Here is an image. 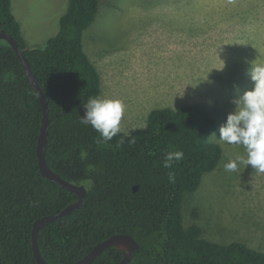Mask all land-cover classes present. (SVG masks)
<instances>
[{"label": "trees", "instance_id": "trees-1", "mask_svg": "<svg viewBox=\"0 0 264 264\" xmlns=\"http://www.w3.org/2000/svg\"><path fill=\"white\" fill-rule=\"evenodd\" d=\"M99 8L100 0H69L57 34L44 47H32L12 0H0V30L16 38L46 95L47 163L87 189L80 208L40 230L42 256L52 264H72L123 233L139 243L129 264H264V250L242 240H209L197 222L199 208H193L196 220L184 223L186 194L195 193L223 158L216 132L225 121L207 106L153 109L144 127L121 130L107 143H97L99 133L80 123V107L102 92L100 72L84 49V32ZM42 118V104L19 56L0 39V264H39L32 247L34 223L78 199L41 173ZM176 151L183 159L165 167L166 154ZM123 256L110 246L89 264H118Z\"/></svg>", "mask_w": 264, "mask_h": 264}, {"label": "rangeland", "instance_id": "rangeland-1", "mask_svg": "<svg viewBox=\"0 0 264 264\" xmlns=\"http://www.w3.org/2000/svg\"><path fill=\"white\" fill-rule=\"evenodd\" d=\"M68 5L12 0L32 47L57 34ZM84 49L101 75L100 98L126 105L121 130L144 127L153 109L193 103L226 123L222 116L234 110L232 101L253 87L251 63L264 62V0H100ZM220 142L219 166L185 196L184 223L196 220L197 207L209 240H242L264 250V173L251 165L224 171L229 159L246 158V152Z\"/></svg>", "mask_w": 264, "mask_h": 264}, {"label": "clouds", "instance_id": "clouds-1", "mask_svg": "<svg viewBox=\"0 0 264 264\" xmlns=\"http://www.w3.org/2000/svg\"><path fill=\"white\" fill-rule=\"evenodd\" d=\"M248 75L253 81L252 89L232 101L234 110L219 128L218 140L228 145L243 146L246 152V158L237 156L229 159L223 165L226 172H237L241 165H251L256 172L264 173V62H252ZM84 108L86 111L80 123L91 125L99 133L97 143H107L121 131V121L126 111L123 101L90 97ZM120 142L123 143V140ZM81 156L84 158L86 153ZM183 157L182 151L167 153L164 166L169 167L173 160L179 161Z\"/></svg>", "mask_w": 264, "mask_h": 264}, {"label": "water", "instance_id": "water-1", "mask_svg": "<svg viewBox=\"0 0 264 264\" xmlns=\"http://www.w3.org/2000/svg\"><path fill=\"white\" fill-rule=\"evenodd\" d=\"M0 39L6 40L15 49L26 71L27 77L42 104L43 118L37 148L38 163L41 173L48 179L60 184L61 186L69 189L70 191L78 195V199L76 201L65 206L60 212L43 216L34 223L32 229V247L34 256L39 264H52L48 262L41 254L38 242L40 230L49 223L57 221L60 218L80 208L85 202L87 189L83 184H76L63 178L60 174H58L56 171L52 170L49 167L46 160V144L49 132V110L46 95L32 70L28 58L21 50L16 38L12 34L8 33L6 30L1 29ZM85 111L86 109L84 108V106H81L80 113L83 116L85 114ZM137 187V185L134 186V190H136ZM110 246H114L124 252V256L118 264H129V262L133 258L134 252L139 247V243L133 236L129 234H115L99 242L88 254H86L83 258L72 264H89L94 261L98 256H100L102 252Z\"/></svg>", "mask_w": 264, "mask_h": 264}, {"label": "flooded vegetation", "instance_id": "flooded-vegetation-1", "mask_svg": "<svg viewBox=\"0 0 264 264\" xmlns=\"http://www.w3.org/2000/svg\"><path fill=\"white\" fill-rule=\"evenodd\" d=\"M120 250V249H119ZM124 253V252H123Z\"/></svg>", "mask_w": 264, "mask_h": 264}]
</instances>
